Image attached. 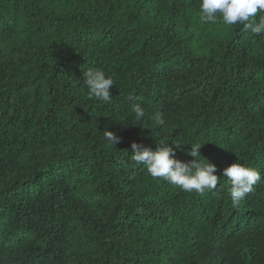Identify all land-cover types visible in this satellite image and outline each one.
<instances>
[{"label": "trees", "instance_id": "1", "mask_svg": "<svg viewBox=\"0 0 264 264\" xmlns=\"http://www.w3.org/2000/svg\"><path fill=\"white\" fill-rule=\"evenodd\" d=\"M198 3L0 0V264H264V35L201 23ZM90 68L114 78L110 103ZM167 137L182 163L203 144L217 189L134 162L132 143ZM232 163L262 177L238 208Z\"/></svg>", "mask_w": 264, "mask_h": 264}, {"label": "clouds", "instance_id": "2", "mask_svg": "<svg viewBox=\"0 0 264 264\" xmlns=\"http://www.w3.org/2000/svg\"><path fill=\"white\" fill-rule=\"evenodd\" d=\"M199 19L201 23L212 24L221 20L227 26L242 25L253 35H264V0H199ZM262 14L257 19V14ZM255 21V22H253ZM89 98H95L104 103H110L111 86L115 85L114 78L100 68H90L83 74ZM131 99V97H130ZM134 114L136 122L142 121L146 112L139 102L131 104L129 109ZM152 119L157 127H162L165 120L162 114H155ZM105 140L112 145L119 142V137L113 132H104ZM181 141L173 142L179 147ZM203 144L191 143L189 155L195 159L191 163H182L174 158V149L169 146L167 139L157 140L153 150L149 146L132 143L131 150L135 163L145 166L147 173L153 178H161L170 185L176 186L186 193L193 191L203 194L217 189L220 178L215 173V165L201 160L199 149ZM230 185L232 206L238 208L241 202L254 190V186L262 179L261 174L254 168L240 163H232L222 171Z\"/></svg>", "mask_w": 264, "mask_h": 264}]
</instances>
